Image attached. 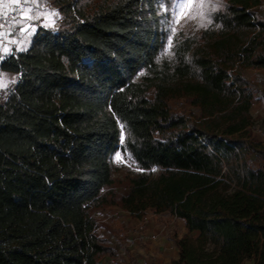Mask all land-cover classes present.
Listing matches in <instances>:
<instances>
[{
  "label": "trees",
  "instance_id": "trees-1",
  "mask_svg": "<svg viewBox=\"0 0 264 264\" xmlns=\"http://www.w3.org/2000/svg\"><path fill=\"white\" fill-rule=\"evenodd\" d=\"M45 1L57 24L1 63L20 77L0 101V264H102L99 229L124 234L108 206L165 216L175 264H264V0L174 32L170 0ZM118 150L139 167L123 179Z\"/></svg>",
  "mask_w": 264,
  "mask_h": 264
},
{
  "label": "rangeland",
  "instance_id": "rangeland-1",
  "mask_svg": "<svg viewBox=\"0 0 264 264\" xmlns=\"http://www.w3.org/2000/svg\"><path fill=\"white\" fill-rule=\"evenodd\" d=\"M29 4L30 12L28 23L35 26H55L57 21L51 19L45 11V4H52L41 0H25ZM214 0H170V5L162 3V11L167 13V28L171 31L186 30L200 20H205L213 7ZM53 5V4H52ZM262 13V12H261ZM18 14V13H17ZM29 32V29L27 30ZM19 39V34L15 31ZM31 34V33H30ZM28 39V37H27ZM170 39V38H169ZM18 46V44H17ZM19 50V49H18ZM248 76L253 80L256 88V99L251 108L253 117V133L264 141V97L260 91L262 74L257 69L248 70ZM2 77V75H1ZM0 89V101H3L15 84V76L9 77ZM124 132L121 133V141ZM113 172L115 176L123 179L124 175L139 170L128 152L118 150L112 155ZM94 214L110 226H121L124 234L117 241L106 229H99V233L107 236L109 244L116 249V253L107 255L102 264H174L177 256L176 247L173 242L165 236V216L154 214L146 210L142 216H136L117 207L108 206ZM181 234V233H180ZM151 235H155L152 237ZM244 264H253L252 260Z\"/></svg>",
  "mask_w": 264,
  "mask_h": 264
},
{
  "label": "built area",
  "instance_id": "built-area-1",
  "mask_svg": "<svg viewBox=\"0 0 264 264\" xmlns=\"http://www.w3.org/2000/svg\"><path fill=\"white\" fill-rule=\"evenodd\" d=\"M14 7L12 9H6L3 2L0 0V70L1 63L10 55L18 51L17 37L7 30L15 20L17 13L25 11L29 8V4L25 0H12ZM45 11L48 16L53 20H59L61 18L60 9L52 4H45ZM262 15L264 16V1L260 4ZM20 74V73H18ZM154 237L155 235H151Z\"/></svg>",
  "mask_w": 264,
  "mask_h": 264
},
{
  "label": "crops",
  "instance_id": "crops-1",
  "mask_svg": "<svg viewBox=\"0 0 264 264\" xmlns=\"http://www.w3.org/2000/svg\"><path fill=\"white\" fill-rule=\"evenodd\" d=\"M3 2V5L6 9H12L14 7L13 1L12 0H1ZM30 7V6H29ZM31 8H28L25 11L19 12L15 18V20L13 21L12 25L10 26V28L7 30V32H11L12 34L18 33L19 34V39L18 40V46L17 48L19 50L24 49L25 45H26V40L27 37L30 35V33H32L37 26L33 27L32 24L28 23V15L30 12ZM29 29V32L27 31ZM15 35V34H14ZM257 71H260V73L263 76V71L257 69ZM2 75V77H1ZM15 76V84L18 81L20 74L15 73V72H11V71H4V70H0V89L1 87H4V83L6 81L7 78ZM14 84V85H15ZM182 231H185V228H182ZM177 251V248H176ZM177 256L175 257L176 260ZM175 264V263H174Z\"/></svg>",
  "mask_w": 264,
  "mask_h": 264
}]
</instances>
